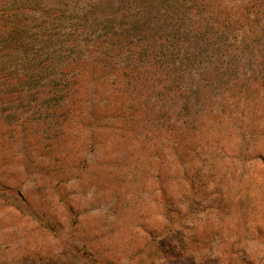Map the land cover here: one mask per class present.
Segmentation results:
<instances>
[{
    "label": "rangeland",
    "instance_id": "obj_1",
    "mask_svg": "<svg viewBox=\"0 0 264 264\" xmlns=\"http://www.w3.org/2000/svg\"><path fill=\"white\" fill-rule=\"evenodd\" d=\"M205 2L213 54L170 94L63 65L56 105L18 49L34 2L0 0V264H264V0Z\"/></svg>",
    "mask_w": 264,
    "mask_h": 264
},
{
    "label": "trees",
    "instance_id": "obj_2",
    "mask_svg": "<svg viewBox=\"0 0 264 264\" xmlns=\"http://www.w3.org/2000/svg\"><path fill=\"white\" fill-rule=\"evenodd\" d=\"M31 1L40 18L32 29H24L18 49L24 62L51 65L41 80L45 77L42 81L48 82L52 73L49 85L56 105L79 77L77 70L63 65H139L131 71L136 73L134 78H143L148 97L161 100L178 88V81L175 77L168 80L159 71L171 66L184 72L186 65H207L216 44L215 37L201 39L194 16L204 12L205 0ZM26 6H30L28 1ZM184 42H188L185 49ZM161 110L149 113L166 115ZM181 111L174 116L182 115Z\"/></svg>",
    "mask_w": 264,
    "mask_h": 264
}]
</instances>
